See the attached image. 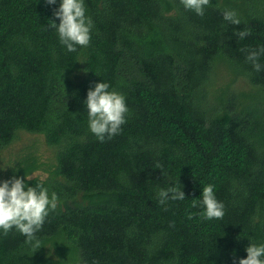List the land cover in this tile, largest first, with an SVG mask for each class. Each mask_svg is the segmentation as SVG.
Segmentation results:
<instances>
[{"label": "trees", "instance_id": "1", "mask_svg": "<svg viewBox=\"0 0 264 264\" xmlns=\"http://www.w3.org/2000/svg\"><path fill=\"white\" fill-rule=\"evenodd\" d=\"M60 3L0 0V182L59 198L40 248L0 230V264H238L264 244V55L259 72L246 60L264 47V0H210L203 16L181 0H84L91 39L75 52L50 27ZM102 81L129 108L104 142L85 103ZM208 184L223 219L202 216ZM173 185L185 199L160 204Z\"/></svg>", "mask_w": 264, "mask_h": 264}, {"label": "clouds", "instance_id": "2", "mask_svg": "<svg viewBox=\"0 0 264 264\" xmlns=\"http://www.w3.org/2000/svg\"><path fill=\"white\" fill-rule=\"evenodd\" d=\"M48 4H55L56 0H46ZM183 6L203 16L204 8L210 5V0H181ZM54 16L59 18V24L52 21L50 27L58 32L60 42L69 52H75L77 46L86 47L90 43L92 20L86 16L84 0H61L59 8L54 10ZM223 18L233 25L241 23L234 10L223 12ZM240 39L250 35L249 30L235 33ZM245 51V49H241ZM264 55V47L248 51L246 60L252 63L259 72L261 64L258 62ZM86 107L90 131L101 141L113 138L122 130L126 123L129 108L126 98L116 90L109 91V84L97 82L94 88L87 92ZM161 169L162 165L156 164ZM30 177H16L0 182V230L6 235L13 228L26 237V243L35 241L34 248L41 247L36 233L41 230L50 211L58 206V196L55 192L49 194L43 182L29 186ZM179 183V182H178ZM180 184V183H179ZM159 203L165 204L169 200H184L185 193L181 187L170 186L158 192ZM195 206V201L193 202ZM202 216L206 219H223L225 206L219 201L214 192V185L208 184L202 190ZM247 256L240 258L238 264H264V244L250 242L246 248ZM235 264V262H234Z\"/></svg>", "mask_w": 264, "mask_h": 264}]
</instances>
